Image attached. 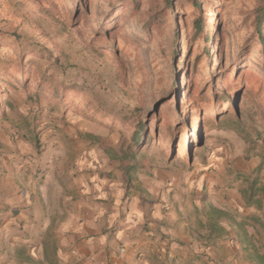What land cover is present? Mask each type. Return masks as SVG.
I'll return each mask as SVG.
<instances>
[{
  "label": "rangeland",
  "instance_id": "1",
  "mask_svg": "<svg viewBox=\"0 0 264 264\" xmlns=\"http://www.w3.org/2000/svg\"><path fill=\"white\" fill-rule=\"evenodd\" d=\"M135 2L0 0L4 173L17 159L44 157L60 125H70L91 132L135 174L163 167L184 180L182 186L188 176L216 174L225 180L224 197L232 202L225 209L229 218L222 219L225 234L240 242L221 249L219 264H259L252 256L264 255V90L256 84L264 82V39L245 14L255 1L211 0L208 5L200 0L199 6L172 0L171 7L164 0ZM197 20L206 23L210 43L193 37ZM36 44L44 49H35ZM248 71L255 78L243 84ZM219 96L231 100L218 102ZM192 114L196 128H191ZM140 121L145 129L137 148L131 142ZM178 126L188 135L174 137L170 129ZM29 146L31 152L14 155ZM43 168L32 172L37 185L46 180ZM133 181L126 182L128 191L135 189ZM49 182L50 195H60L53 185L63 181L56 175ZM244 192H255V202H247ZM78 195L81 200L90 192ZM126 200L117 220L126 215ZM111 210L104 208L107 221Z\"/></svg>",
  "mask_w": 264,
  "mask_h": 264
},
{
  "label": "crops",
  "instance_id": "2",
  "mask_svg": "<svg viewBox=\"0 0 264 264\" xmlns=\"http://www.w3.org/2000/svg\"><path fill=\"white\" fill-rule=\"evenodd\" d=\"M90 133L60 125L41 159H17L8 173L0 164V264H49L51 258L56 264H219L222 248L239 245L229 241L223 223V233L210 227V207L232 203L224 197L225 180L197 173L182 186L184 180L159 166L135 174ZM22 151L32 146L14 155ZM39 165L46 180L37 185L32 172ZM99 171L107 173L104 179ZM56 175L64 183L53 185L61 192L52 197L49 181ZM132 178L137 185L128 191ZM81 191L90 195L80 200ZM125 197L126 215L117 220Z\"/></svg>",
  "mask_w": 264,
  "mask_h": 264
},
{
  "label": "trees",
  "instance_id": "3",
  "mask_svg": "<svg viewBox=\"0 0 264 264\" xmlns=\"http://www.w3.org/2000/svg\"><path fill=\"white\" fill-rule=\"evenodd\" d=\"M187 1H193L196 5H199V6L201 5L200 0H187ZM254 1H255L254 7L251 10L246 11L245 14H246L247 20L250 21V24L254 28L256 36L258 38H260L261 40H263L264 39V0H254ZM128 2L130 4L136 5L135 0H128ZM164 2L166 5H169V7H171L172 0H164ZM206 3L208 5H211V0H206ZM205 26H206V23H204L203 21L197 20L196 25H195V29L193 31V37L194 38L203 37L208 44L212 41V38H211V32L210 31L207 33L204 32ZM16 37L19 38L20 36L17 34ZM34 47H35V49H44V47L40 44H36ZM254 76H255V74L253 71L246 72L243 76L245 79L243 84L246 83V79H248L249 82L251 80H253L255 78ZM225 80L229 81V78L226 77ZM256 84H257L258 89H260V91L262 92L264 90V88H263L264 82L262 80H258L256 82ZM56 95L59 96L62 94H59L58 92H56ZM62 97H63V95H62ZM205 99L208 102L211 101L209 98H207V96ZM226 100L230 101L231 98L229 96H219V98H218V102H224ZM65 101H68V100H65ZM161 114H165V113L162 112ZM229 115H230L229 113L225 114L224 117H227ZM156 118H158V115L156 116ZM216 124L218 126H221L222 125L221 120H217ZM191 125H192L191 128H196L198 125L195 114H192ZM143 129H145V124L140 121V128L138 130H136V132L133 134V141L131 142V144L135 145L137 148H140V146L142 145ZM170 130H171V134L174 137L179 132H180V134L188 135V129H186V127H184V126H178L176 130H172V129H170ZM188 157L189 158L192 157L191 148H190ZM244 197L247 200V202H249V203L255 202V192H252V194L250 196L247 195V192H244ZM208 215H209L210 227H211L212 233L218 232V231L222 233L224 231V226H222V219L223 218H229V213L224 209L211 206L209 209ZM53 250H55V248ZM252 259L254 261L258 262L259 264H264V255L263 254L257 253L255 256H252ZM48 262H49V264H56V261L54 260V258H51L50 260H48Z\"/></svg>",
  "mask_w": 264,
  "mask_h": 264
},
{
  "label": "built area",
  "instance_id": "4",
  "mask_svg": "<svg viewBox=\"0 0 264 264\" xmlns=\"http://www.w3.org/2000/svg\"><path fill=\"white\" fill-rule=\"evenodd\" d=\"M124 252H125V249H124V248H122V249H121V253H124Z\"/></svg>",
  "mask_w": 264,
  "mask_h": 264
}]
</instances>
